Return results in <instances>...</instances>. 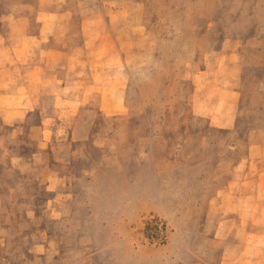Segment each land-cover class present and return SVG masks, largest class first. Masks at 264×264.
Instances as JSON below:
<instances>
[{
	"label": "rangeland",
	"instance_id": "374dc122",
	"mask_svg": "<svg viewBox=\"0 0 264 264\" xmlns=\"http://www.w3.org/2000/svg\"><path fill=\"white\" fill-rule=\"evenodd\" d=\"M207 67L237 87L238 129L213 132L209 164L173 165L207 129L189 108ZM98 95L104 111L127 105L166 123L160 186L137 166L127 116L99 113ZM85 117L95 127L71 141ZM262 133L264 0H0V264H219L244 240L264 264V225L214 240L206 223L215 189L222 236L244 202L246 217L264 206L258 163L249 194L234 171ZM56 163L63 175L52 176Z\"/></svg>",
	"mask_w": 264,
	"mask_h": 264
},
{
	"label": "crops",
	"instance_id": "0c3cea01",
	"mask_svg": "<svg viewBox=\"0 0 264 264\" xmlns=\"http://www.w3.org/2000/svg\"><path fill=\"white\" fill-rule=\"evenodd\" d=\"M213 64V63H212ZM211 64V66H212ZM210 66V67H211ZM210 67L204 69L209 75H203L201 80H199V75L195 74L192 80L193 88L189 102L190 113L194 117L207 120V129L203 133H191L178 150V153L170 156V161L175 164L185 165L190 163L195 169L201 168L203 165L209 164L214 155L210 154L209 144L212 142L213 132L219 130H225L230 133L238 129V104H237V93L238 89L233 83V80L228 77L226 81H220L219 74L210 73ZM98 112L104 114L105 116L115 115L117 117L127 116V137L130 145H132L137 150V155L135 160L137 161V166L139 168H144L148 175L157 179V185H161V178L167 174V168L162 165V161H166L164 152L166 154L167 150V139L159 135L156 131L157 126L165 125L158 122H154L150 116V112L146 109L145 111H136L127 105L124 108L117 110L115 107L112 108L111 112L103 110V99L102 96L98 95ZM86 119V117H85ZM80 120L72 124L73 129L70 133L71 141H81L89 137L90 132H79L78 129L93 130L96 122L90 120ZM157 125H156V124ZM177 124V123H176ZM173 124L172 127H179V124ZM187 122L185 127H187ZM254 150L258 151V154L254 157ZM59 161V159H57ZM258 163L259 167V181L260 186L256 192L262 195L264 203V133L260 134V137L256 144L250 146L248 152L242 159L237 163L238 165L234 167V171L237 174V181L239 184L238 189L242 194L250 193V186L247 180L252 172V163ZM59 163L54 165L52 171V176L63 175L66 169ZM160 181V182H159ZM236 181V179H235ZM251 183V182H250ZM234 184H228L226 190H233L232 201L238 196L236 195ZM219 189H215L214 193L210 197L209 207L210 215L206 218V223L211 225H216L215 231L213 233L212 239L217 240L227 239L232 240L234 236V225L239 224L243 226H250L252 224L264 225V206L262 203H258L257 213L250 212L249 216H245L246 204L250 205L252 209V201L244 202L239 216L230 215L227 217V229L224 235H220V224H223L222 215H217L214 211L215 206L219 202ZM246 199L245 196L242 197ZM235 202V201H234ZM255 207L256 202L253 201ZM222 204V203H221ZM228 213H235L237 207L231 208V201L227 203ZM236 207V208H235ZM170 208V206H168ZM252 211V210H251ZM214 213V214H213ZM246 233L252 235L251 229H247ZM179 235V234H178ZM264 237V235H262ZM245 235H243V239ZM250 244L249 241H243L241 252L234 257L227 258L226 253H222L221 261L219 264H251L250 259ZM256 255V254H254ZM236 261L238 263H236Z\"/></svg>",
	"mask_w": 264,
	"mask_h": 264
},
{
	"label": "trees",
	"instance_id": "16d2710c",
	"mask_svg": "<svg viewBox=\"0 0 264 264\" xmlns=\"http://www.w3.org/2000/svg\"><path fill=\"white\" fill-rule=\"evenodd\" d=\"M156 229H158V227H156ZM148 237V239H152L150 236H147Z\"/></svg>",
	"mask_w": 264,
	"mask_h": 264
}]
</instances>
